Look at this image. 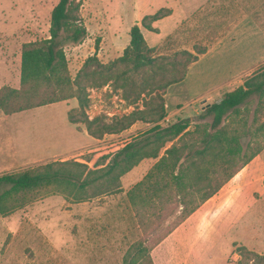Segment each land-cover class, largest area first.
Segmentation results:
<instances>
[{"label": "rangeland", "instance_id": "1", "mask_svg": "<svg viewBox=\"0 0 264 264\" xmlns=\"http://www.w3.org/2000/svg\"><path fill=\"white\" fill-rule=\"evenodd\" d=\"M57 1L0 0V63L7 69L6 84H18L17 63L21 45L48 37L50 11ZM76 1L81 3L80 23L85 27L86 35L79 43L62 41L71 79L84 60L93 54L100 63L115 61L128 45L129 29L134 23L140 24L143 15L152 14L158 9L172 12L176 4L175 0ZM197 1L177 0L179 6L173 15L152 24L155 32L141 28L147 46L160 47L153 54L157 56V66L169 69L157 72V76L164 80L172 77L173 72L168 64L172 59L177 68L184 66L189 57L178 52L187 51L195 55L196 50H207L227 35L228 38L232 37L231 41L240 43L242 49L248 47L245 44H253L249 50L260 53L261 59L246 76L262 69L264 0H200L191 10ZM181 14L188 15L180 18ZM188 81L198 83L196 74L189 73ZM119 93V90H112L110 86L98 90L88 89L90 105L85 111L86 115L93 118L103 114L111 118L113 115L128 114L133 105L122 100ZM164 99L166 113L173 121L190 115L193 121H199L197 115L212 102L211 98L202 97L193 103L192 97L176 84L167 88ZM74 107L76 100L72 98L26 110L24 117L14 122L15 127L20 123V138L17 139L18 135L14 133L7 137V146L0 148V175L20 172L56 160L73 159L94 168L100 156L114 153L132 135L149 127L148 124L137 122L135 127L131 126L119 134L95 139L86 134L81 124L73 125L67 121V111ZM138 107L142 108L140 103ZM254 107L253 98L246 107L247 111L243 108L236 115L228 116L225 125H237L239 119L248 121ZM203 120L210 122V116ZM161 123L170 121L164 118ZM247 140L241 139L243 147ZM154 161L143 159L122 175L119 179L121 190L116 193L92 197L90 195L95 190L88 189L84 194V197L88 196L87 199L79 202L63 194L48 193L8 215H0V264H147V253H141L139 248L152 247L165 235L170 226L165 219L168 214L164 213L158 220L147 218L140 223L125 194L143 177ZM252 188L256 202L252 204L251 210L256 212L257 218L253 219L251 227L264 231V192L258 184ZM252 188L247 187L241 192H232L223 197L217 208L218 213L231 211L233 217L236 216L249 204ZM169 217L173 220L174 216ZM197 220L195 216L186 225L181 242L182 245L193 242L194 245H201L203 250L208 249V257L201 264H223L221 258L231 254L233 245L246 250L251 247L249 255H244L242 259L239 257L241 264H257L258 257L264 254V244H251L245 234L238 233L237 225L232 224L236 219H231L229 226H216L219 228L216 234L209 225L198 234L200 223ZM211 220L219 218L214 215ZM212 256L218 258V261H210L209 257Z\"/></svg>", "mask_w": 264, "mask_h": 264}, {"label": "trees", "instance_id": "2", "mask_svg": "<svg viewBox=\"0 0 264 264\" xmlns=\"http://www.w3.org/2000/svg\"><path fill=\"white\" fill-rule=\"evenodd\" d=\"M80 5L76 0H58L50 11L48 37L21 45L19 86L0 88V111L13 114L74 98L76 107L67 111V121L81 124L92 138L119 134L137 122L149 127L114 153L100 156L94 168L73 159L56 160L0 175V215H8L48 193L63 194L76 202L87 199L84 194L88 189L95 190L92 197L116 193L121 190L122 175L141 160L153 159L147 172L125 194L140 223L168 214L165 219L170 226L165 235L152 247L139 248L141 253H147V264H153L149 251L264 148V67L245 76L240 86L224 93L217 102L204 107L197 115L199 121L186 117L162 124L167 116L164 99L167 88L182 82L188 66L206 49L196 50L195 55L178 52L189 57L184 66L177 68L173 59L168 64L173 75L181 73L166 80L158 77L157 72L169 69L157 66L159 62L153 54L160 47H148L141 32V28L155 32L152 24L170 14L168 9H158L143 15L140 24L130 27L128 45L115 61L100 63L93 54L71 79L62 41L79 43L85 37ZM104 86L119 90L121 99L133 105V109L111 118L103 114L89 118L85 113L90 105L88 89ZM253 98L255 107L248 121L239 119L237 125H225L228 116L243 108L247 111ZM207 116L210 122L203 120ZM243 138H248L245 147L241 144ZM236 252L241 259L249 255L244 247H236ZM257 264H264V254L258 257Z\"/></svg>", "mask_w": 264, "mask_h": 264}, {"label": "crops", "instance_id": "3", "mask_svg": "<svg viewBox=\"0 0 264 264\" xmlns=\"http://www.w3.org/2000/svg\"><path fill=\"white\" fill-rule=\"evenodd\" d=\"M173 6L172 12L169 15H173L178 9L179 3ZM198 0L191 8L193 10L198 4ZM175 7V10H174ZM190 12H188L189 14ZM188 14H181L180 18H185ZM146 15V14H145ZM168 15V16H169ZM167 17V16H166ZM180 20V19H179ZM137 24V23H136ZM229 35L219 40L212 47L208 48L203 54H200L196 61L192 62L187 69L186 75L182 82L176 84L179 85L181 90L188 93L192 97L193 103L202 97H208L212 99V102H217L224 93L229 92L242 84V78L249 73L252 66L259 61L260 53H252L249 48H253V44H245L248 47L242 49L240 43L231 41L228 38ZM264 37V35H263ZM228 39V41L226 40ZM230 40V41H229ZM259 56V57H258ZM18 77L16 83L17 86H10L7 83V69L0 63V88L2 86H9L12 88H18L19 86V69H20V55L18 56ZM189 73H195L198 83H190L188 81ZM184 82V83H183ZM180 106V105H179ZM25 111L4 114L0 111V148L7 146V137L15 133L20 138V128L14 126L15 121H20ZM191 116V115H190ZM189 116V118H190ZM166 121L172 122L173 120L167 115ZM137 124H134L135 127ZM142 132V131H140ZM138 132V133H140ZM137 134V133H136ZM135 135V134H134ZM132 135V136H134ZM131 136V137H132ZM130 137V138H131ZM129 138V139H130ZM127 142V141H126ZM125 142V143H126ZM2 152V150H0ZM263 155V158L261 156ZM264 178V148L254 156L244 167H242L232 178H230L220 190L205 201L197 210H195L190 216H188L182 223L174 228L166 237H164L156 246L149 251V256L153 264H201L208 257L206 250L201 248V245H194L193 242L182 245L181 239L184 235L186 225L197 216L199 221L200 230L207 225L212 227L213 233H218V225H230L231 219H236L232 224L237 225L238 233L246 235L249 243L264 244V231L261 229L256 230L251 227L254 224L253 219L257 218V214L254 210H251V206L256 202L252 186L260 185L262 192H264V185L262 183ZM247 187H251L249 204L245 209L239 212L233 217L231 211H224L218 213V207L221 205V199L227 197L232 192H241ZM232 198V197H231ZM230 202V201H228ZM217 216L219 220L210 221L211 216ZM260 225V224H259ZM253 228L254 230H250ZM254 234L253 237L250 236ZM244 235V236H245ZM251 237V238H250ZM171 241V243H168ZM167 243V244H166ZM236 246H232L231 254H227L221 258L223 264H236L239 259V255L236 252ZM247 248V247H246ZM251 247L247 248L250 250ZM210 261H218V258L209 257ZM214 264V263H211ZM217 264V263H215Z\"/></svg>", "mask_w": 264, "mask_h": 264}]
</instances>
